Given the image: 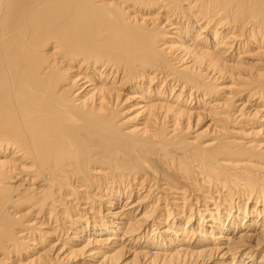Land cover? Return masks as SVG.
Instances as JSON below:
<instances>
[{
    "label": "bare ground",
    "instance_id": "bare-ground-1",
    "mask_svg": "<svg viewBox=\"0 0 264 264\" xmlns=\"http://www.w3.org/2000/svg\"><path fill=\"white\" fill-rule=\"evenodd\" d=\"M0 264H264V0H0Z\"/></svg>",
    "mask_w": 264,
    "mask_h": 264
}]
</instances>
